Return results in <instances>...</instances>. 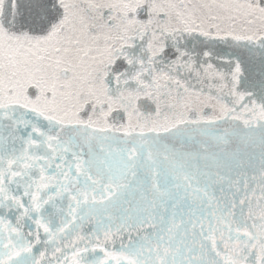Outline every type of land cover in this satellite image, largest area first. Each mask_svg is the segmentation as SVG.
Returning <instances> with one entry per match:
<instances>
[{
    "label": "snow or ice",
    "instance_id": "1",
    "mask_svg": "<svg viewBox=\"0 0 264 264\" xmlns=\"http://www.w3.org/2000/svg\"><path fill=\"white\" fill-rule=\"evenodd\" d=\"M0 264H264V0H0Z\"/></svg>",
    "mask_w": 264,
    "mask_h": 264
}]
</instances>
